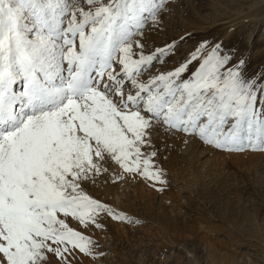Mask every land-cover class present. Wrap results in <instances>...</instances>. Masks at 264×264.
I'll list each match as a JSON object with an SVG mask.
<instances>
[{
    "label": "snow or ice",
    "instance_id": "1",
    "mask_svg": "<svg viewBox=\"0 0 264 264\" xmlns=\"http://www.w3.org/2000/svg\"><path fill=\"white\" fill-rule=\"evenodd\" d=\"M173 0H0V264H100L174 142L264 156V69L164 31ZM171 142V143H170Z\"/></svg>",
    "mask_w": 264,
    "mask_h": 264
},
{
    "label": "rangeland",
    "instance_id": "2",
    "mask_svg": "<svg viewBox=\"0 0 264 264\" xmlns=\"http://www.w3.org/2000/svg\"><path fill=\"white\" fill-rule=\"evenodd\" d=\"M157 43L185 32L264 69V0H173ZM171 143V142H170ZM163 193L125 185L115 202L141 224L109 223L100 264H264V156L174 142Z\"/></svg>",
    "mask_w": 264,
    "mask_h": 264
}]
</instances>
